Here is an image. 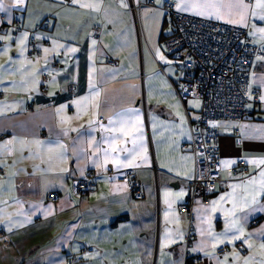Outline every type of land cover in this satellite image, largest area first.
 I'll return each mask as SVG.
<instances>
[{
    "label": "crops",
    "instance_id": "crops-1",
    "mask_svg": "<svg viewBox=\"0 0 264 264\" xmlns=\"http://www.w3.org/2000/svg\"><path fill=\"white\" fill-rule=\"evenodd\" d=\"M175 3L264 41V0ZM0 4V264H264V58L251 69L255 118L215 122L220 181L190 219L179 206L196 164L183 146L200 103L175 91L163 0ZM127 169L141 200L120 180ZM90 172L95 188L75 195Z\"/></svg>",
    "mask_w": 264,
    "mask_h": 264
},
{
    "label": "built area",
    "instance_id": "built-area-1",
    "mask_svg": "<svg viewBox=\"0 0 264 264\" xmlns=\"http://www.w3.org/2000/svg\"><path fill=\"white\" fill-rule=\"evenodd\" d=\"M163 12L167 31L165 50L182 74V82L175 86V91L185 107L190 100L200 103L197 117L190 119L192 140L183 146L193 152L196 164L187 201L179 206L180 211L186 212L191 219L197 200L210 197L220 181V134L215 122L255 118L247 107L251 102L259 101L261 93L250 86L251 69L257 58H264V41L255 44L249 28L184 14L177 10L175 0H163ZM50 26V20L46 19L38 30ZM35 46L31 45L29 51H35ZM43 80L46 81L47 77L44 76ZM244 164L241 162L240 166ZM238 173V169L233 170L234 175ZM96 179L97 174L90 172L75 180V195L82 197L92 191ZM120 180L128 184L135 199H143V185L134 169L125 170ZM59 199L56 193L47 196L51 202ZM0 237L5 235L1 232ZM192 238L193 234L189 233L187 245ZM227 252V247L221 246L217 255Z\"/></svg>",
    "mask_w": 264,
    "mask_h": 264
},
{
    "label": "snow or ice",
    "instance_id": "snow-or-ice-1",
    "mask_svg": "<svg viewBox=\"0 0 264 264\" xmlns=\"http://www.w3.org/2000/svg\"><path fill=\"white\" fill-rule=\"evenodd\" d=\"M158 2H159V0H158ZM22 3H23V0H16V4L17 5H20ZM0 10H3V5L2 4H0ZM262 18H264V17H262ZM161 59H163V56H161ZM262 99H264V98H262ZM261 163H264V161H261ZM261 175L264 176V172H262Z\"/></svg>",
    "mask_w": 264,
    "mask_h": 264
},
{
    "label": "rangeland",
    "instance_id": "rangeland-1",
    "mask_svg": "<svg viewBox=\"0 0 264 264\" xmlns=\"http://www.w3.org/2000/svg\"><path fill=\"white\" fill-rule=\"evenodd\" d=\"M196 101H197L196 103H194V102H190L189 106H191V107H192V106H194V105L198 104V102H199V101H198V100H196Z\"/></svg>",
    "mask_w": 264,
    "mask_h": 264
}]
</instances>
